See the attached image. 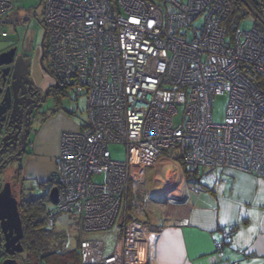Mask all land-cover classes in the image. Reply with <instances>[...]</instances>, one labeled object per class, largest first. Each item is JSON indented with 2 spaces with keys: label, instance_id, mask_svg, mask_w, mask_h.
<instances>
[{
  "label": "built area",
  "instance_id": "2783aa9c",
  "mask_svg": "<svg viewBox=\"0 0 264 264\" xmlns=\"http://www.w3.org/2000/svg\"><path fill=\"white\" fill-rule=\"evenodd\" d=\"M241 1L255 25L229 35L231 0H40L48 70L87 100L81 129L62 133L52 184L57 210L77 218L81 264H148L151 224L144 206L128 212L129 189L160 161L161 175L183 172L195 193L204 173L264 177V92L246 72L264 78V13ZM18 3L0 0V25ZM224 93L219 124L212 107ZM113 143L126 146L125 160L112 157ZM54 223L50 212L47 227ZM118 223L121 244L109 253L87 238ZM233 232L223 228L225 238Z\"/></svg>",
  "mask_w": 264,
  "mask_h": 264
},
{
  "label": "crops",
  "instance_id": "0c3cea01",
  "mask_svg": "<svg viewBox=\"0 0 264 264\" xmlns=\"http://www.w3.org/2000/svg\"><path fill=\"white\" fill-rule=\"evenodd\" d=\"M54 120L57 129L56 122H47L31 139L25 166L30 178L50 179L62 133L79 131L84 122L62 112ZM183 174L171 173L168 188L148 201V264H264V177L236 169L204 173L195 193ZM156 209L161 211L158 221L152 218ZM230 226L234 232L225 238L223 228ZM117 228L115 245L120 246Z\"/></svg>",
  "mask_w": 264,
  "mask_h": 264
},
{
  "label": "rangeland",
  "instance_id": "374dc122",
  "mask_svg": "<svg viewBox=\"0 0 264 264\" xmlns=\"http://www.w3.org/2000/svg\"><path fill=\"white\" fill-rule=\"evenodd\" d=\"M39 2V0H19V3L14 9L3 17L0 25V32L5 30L8 35L2 36L0 34V46H3L0 48V51L7 47L4 46L7 42L18 44L19 51L31 57L34 69L33 77L36 82L39 86L45 87L47 83L53 80V78L51 74L42 70L39 63L41 57L40 45L45 29L44 5ZM255 18L256 15L254 12L250 11L246 17L242 19L239 25V31L250 30L253 28L256 22ZM204 20L205 14L199 16V18L195 20L194 25L200 27L204 23ZM47 43L48 41L46 37V47ZM228 99V93L216 94L214 96L212 117L215 123L222 124L225 122ZM86 107L87 100L85 94L78 93L70 88L67 90L55 88L44 101L41 107V118L35 122L34 126L39 129L47 122H56L53 127L57 129L60 124L58 120L54 119H57V115L60 112L65 113L75 122L79 123L85 121V118L87 117ZM179 119L180 118H177V121ZM110 150L113 158L117 160L126 159V146L124 144L113 143L110 145ZM162 162L163 161H160L157 165L147 168L148 170H146V175L143 181H133L129 189L128 212H136L139 214V209L144 206L146 208L145 213H148L149 202L151 201L149 199H152L154 195H160L159 191L161 188L165 190L168 188L165 176L161 175L156 169L159 165V167L163 165ZM54 173L55 171L51 176H53ZM101 179L102 178H97L96 180L100 181ZM20 182L23 183L25 199L28 201L26 209L29 210V213L37 212L36 209H39V213H35V217L38 219H47L50 212L55 213V224L53 229L50 230L52 235V238L49 241L50 250L53 249L62 253L70 251L76 252L79 248L80 241V234L77 228V218L72 214L59 212L57 210L56 204L52 202L50 197L52 185L46 183L45 179L38 180L25 177L22 178V181ZM132 187H135L134 192ZM198 187L200 188V185H198ZM152 216L154 221H158V219L161 218V211L156 209ZM121 218H118V222H120ZM115 228H117V225L110 231L92 232L87 235V238L102 239L106 244L105 250L109 253L115 245V238L118 236L116 230H114ZM34 257L36 264H40L39 260L41 255L34 253Z\"/></svg>",
  "mask_w": 264,
  "mask_h": 264
},
{
  "label": "flooded vegetation",
  "instance_id": "af4514ba",
  "mask_svg": "<svg viewBox=\"0 0 264 264\" xmlns=\"http://www.w3.org/2000/svg\"><path fill=\"white\" fill-rule=\"evenodd\" d=\"M40 1V0H39ZM40 3V2H39ZM46 39V37H45ZM16 46V55H23L25 59H28V65L23 67L18 73V79H12L13 69H9L7 73L9 84H13L12 98L9 104H6L8 108L1 116L3 120L0 123L2 129L0 130V192L5 185L10 184L13 196L17 199L18 210L21 216L23 225V238L20 243L23 247L22 251L15 252V246L18 244L12 243L10 247H6L7 242H12L14 235H10L8 232L0 231V263L8 258H14L19 264H36L34 257V250L32 245L28 244V233L26 232L27 221V203L25 199V192L22 178H30L25 173V166L28 163L29 147L33 135L38 133V129L34 126L41 118V107L48 95L55 88H59L57 80L52 76L53 80L46 84L45 87H41L33 77V66L31 57L21 51H19V45L11 43L5 49ZM41 57L43 64L41 63V57L39 60L42 70L50 74L47 65L46 52L42 56V42H41ZM44 49L46 51V45L44 40ZM7 66H0V80L2 81V70ZM55 85V87H53ZM16 93V95H15ZM2 96V94H1ZM3 97V96H2ZM46 183L51 184V180H45ZM47 227V226H46ZM14 250V253H11Z\"/></svg>",
  "mask_w": 264,
  "mask_h": 264
},
{
  "label": "water",
  "instance_id": "95a60500",
  "mask_svg": "<svg viewBox=\"0 0 264 264\" xmlns=\"http://www.w3.org/2000/svg\"><path fill=\"white\" fill-rule=\"evenodd\" d=\"M255 5L260 4V0H252ZM35 14V13H34ZM46 37V29H44L43 37H42V56L45 53L44 49V40ZM17 47L13 46L8 50L0 52V66H7L4 70H2V81L0 80V123L3 120V116H1L8 108L6 104L10 103L12 98L13 84H9L6 86L8 82L7 73L9 69H13L12 79L16 80L19 78L18 73L21 71L23 67L28 65V59H25L23 55H16ZM41 63L43 64L42 57ZM1 74V71H0ZM55 87V85L53 86ZM2 94V96H1ZM16 95V93H15ZM2 129V125L0 126V130ZM1 136V132H0ZM171 171L168 169L166 171L165 178L166 180L170 179ZM58 188L56 186L51 188L50 197L53 203H57L58 200ZM8 232L10 235H14L12 242H7L6 238V247H10L12 243L18 242L15 246L16 251H22L23 247L20 243V240L23 238V225L21 216L18 210L17 199L13 196L10 184L4 186L2 191L0 192V231ZM11 253H14V250H11ZM0 264H19L18 261L14 258H8L4 260Z\"/></svg>",
  "mask_w": 264,
  "mask_h": 264
},
{
  "label": "trees",
  "instance_id": "16d2710c",
  "mask_svg": "<svg viewBox=\"0 0 264 264\" xmlns=\"http://www.w3.org/2000/svg\"><path fill=\"white\" fill-rule=\"evenodd\" d=\"M254 7V9L259 13H264V9L259 5H255L252 0H249ZM232 2V11L227 17L225 21V25L227 28V32L229 35H233L237 30H239V25L244 17L250 12V8L241 0H231ZM252 77L253 81L257 84V86L264 92V78L256 75L253 72L246 71ZM60 88V87H59ZM187 169V168H186ZM185 173H188V170H185ZM51 185L54 182V176L50 177ZM193 179H190L189 182H193ZM199 182V181H198ZM53 187V186H51ZM37 212L29 213L27 211V216H25V220L27 221L26 232L28 233V244L32 245L33 249L36 250V253L41 255L40 264H81L80 252L79 248L76 252H57V250H50L49 241L52 238L50 230L52 227L47 226V219L44 218H36L35 213H39V209H36ZM235 229V226H233ZM157 228V227H156ZM50 233V235H49Z\"/></svg>",
  "mask_w": 264,
  "mask_h": 264
},
{
  "label": "clouds",
  "instance_id": "9594fccd",
  "mask_svg": "<svg viewBox=\"0 0 264 264\" xmlns=\"http://www.w3.org/2000/svg\"><path fill=\"white\" fill-rule=\"evenodd\" d=\"M201 179H202V178H201ZM201 179H200V181H199V185H201V183H202Z\"/></svg>",
  "mask_w": 264,
  "mask_h": 264
}]
</instances>
